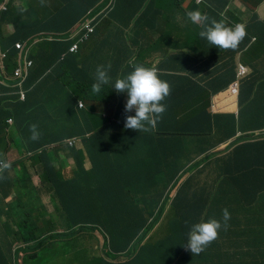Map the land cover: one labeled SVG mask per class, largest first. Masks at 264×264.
Instances as JSON below:
<instances>
[{
  "label": "crops",
  "instance_id": "1",
  "mask_svg": "<svg viewBox=\"0 0 264 264\" xmlns=\"http://www.w3.org/2000/svg\"><path fill=\"white\" fill-rule=\"evenodd\" d=\"M128 1L129 13L125 12L122 15L125 16V19L122 16L120 17L122 10L117 8L118 18H120L116 22L118 24H101V27L107 28V32L101 33V52L98 53L96 60H99L101 65H110L108 74L111 81L125 76L137 64L156 67L160 78L169 83L170 92L167 98L161 101L166 105V110L157 120L156 130L147 121H145V125L148 127L144 131L141 129L123 130L120 127L123 119L116 116L110 121L102 122L101 125L109 123V125H113L114 131L118 128L122 132H126L128 136V139L125 140V145L129 148L125 150L128 155H115V158H117L116 167L120 172L130 171L124 165V161L131 154L136 156L131 148L138 144L142 145L139 147L142 152L141 155L147 156L146 161L148 164H152V171L157 167H161L167 169V173H171V171L179 172V177L173 183L165 185L163 180H155L150 175L149 179L144 180L143 185L151 194L140 192L137 185L132 182L129 185L131 187L130 193H132L130 194L131 202L137 201L141 205L149 221L158 213L161 216H158L160 218L159 223L150 231L148 241L155 243L167 240L170 228L178 226L182 228L175 232L177 234L175 243L183 245L186 249L179 250L180 253L173 259L176 264L181 262L184 264H237L239 260H244V264H264V215L254 212L251 215L232 213L228 205L232 196L229 195L226 189L228 187L234 192L235 187L229 182L226 173L227 167L223 165L222 160L230 155L229 148L236 141V138L223 140L218 147L212 148L208 152L197 151V153H191L195 151L193 140L201 139L194 135V131L198 128L202 129V116L210 118L211 130H217L221 118L224 119L229 115L238 117L241 110L243 119L251 122L254 126L264 124L263 121L256 118L258 111H264V90H260L264 87V0ZM112 2L113 0H109L106 4ZM62 3V0H0V49L1 45L6 47L9 44L12 45L14 41L23 42L24 50L19 54L17 60V65L20 66L32 59L31 54L46 55V53L41 52V47L49 43L45 42L47 32H41L38 37L31 35L30 26L40 23V20L46 22L50 20L46 13H56ZM193 10H198L209 21L212 19L223 20L229 26H234L237 23L244 24L246 28L244 39L236 49L219 48L208 43L199 36L204 21L193 23L187 16V13ZM48 23H54V21ZM52 26V24H46V27ZM14 32H16V35L11 36ZM55 34H58V32L56 31ZM90 44L93 47L91 39ZM247 45H249L248 48H246ZM240 50L244 51L238 56ZM79 60L74 72L77 73L76 76L79 79L84 80L97 65L91 66L89 71L84 72L82 69L84 60L82 57ZM238 60L247 64L252 69V77L257 79L253 90H249V84L245 83V80L241 82V89L243 90L240 89L239 97L231 94L230 91V87L237 76ZM2 67L0 68L2 80L0 86L9 87L8 96L13 98L7 103L9 106L7 108L13 112V115L9 117L18 115L27 120L24 123H33L34 117L30 116V112L37 105L36 100H38L39 105L45 102L46 108H52L53 116L61 119V113L56 111L60 108V105H56V103L58 99L61 100L64 97L61 92L58 91L57 93L55 88L58 75L61 74L59 70L54 67L51 68L37 82H33L28 77L29 86L26 87L24 83L26 98L22 99L18 94L19 86L13 71L7 72ZM27 72L29 73V67L26 69ZM93 72L95 73V71ZM35 87L38 88V93L42 88V100L34 91ZM105 88L108 89V94L114 99V101L111 100L114 109L123 108L127 101V94L112 89L111 82L101 87V93ZM54 91H56V96L53 94ZM249 94L250 96L246 97ZM88 100L92 102L91 97ZM13 123L15 124V119ZM4 129L0 132V136L3 137V143H6L7 148L3 150L4 155L1 152L0 155L1 157L4 156L5 161L12 163V165L7 167V173L0 181V202L6 196L9 198L8 204L0 206V225L3 227H0V232L9 229V225L5 226L3 224L5 222L3 218L6 221L12 220L9 216L10 211L15 205H18L20 198L25 199L27 203L32 202V205L38 200L39 209H43L45 212H47V208L44 206L42 195L46 190L53 194V205L58 202V195L51 189L50 184L40 180L39 174L43 166L41 163L32 165L30 162H26L31 181L30 178L27 181L28 186L26 187L28 189L20 187L22 183L17 178L21 177L22 171H20V166L16 167L14 161L29 150L28 143L31 141V136L28 134L29 132L25 134L24 130L18 126L13 131L8 127L7 130ZM152 129L153 132H151ZM136 131L142 133L140 138L133 136ZM254 131L256 130H251L246 134H251ZM7 132L14 139L5 138ZM247 136L250 137V135ZM217 138L219 137L213 139ZM3 143L2 146H4ZM51 151L55 150L51 149ZM239 151L240 148H237L236 152ZM169 155L171 159L164 166H158L149 159V156H153L155 161L161 162L163 156ZM58 156L54 154L53 158L57 157L58 168L70 169L69 171L66 170L69 172L68 177H70L73 173L72 168L75 166V159L69 154H67V158H64V155L60 158ZM95 157L98 159L94 160V167L92 170L89 169L90 167H87V169L92 176L96 177V174L98 178H101V165L99 164L101 156L92 155V158ZM169 165L175 166V168L170 169ZM17 173L19 174L17 175ZM33 173L37 175V179H35ZM156 182L159 183L158 189ZM178 192L184 194L185 197L182 203L185 205L193 204L200 197H204L200 205V214H194L198 222L216 218L223 223L222 210L227 209L230 213L227 226L218 230L217 237L207 244L203 249L204 252L194 256L184 245L188 236H185V234H188V229L192 224H180L179 221H186L187 216H180L177 219L174 216L176 213L174 215L172 213V206ZM161 204H166L167 207L163 210L162 208L159 209ZM32 208L36 212L33 206H31ZM155 209H157L156 212H154ZM12 211L15 213V210ZM169 211H171L172 218ZM172 219L174 220L172 221ZM165 221L166 223H164ZM250 221H253L254 224L252 225ZM17 232L18 230L14 231L12 228V233ZM97 235L100 236L98 233ZM0 237L5 236L0 235ZM101 243L103 244L102 235ZM139 247L138 245L132 248L127 255H119L114 264L126 263L138 252ZM4 253L11 254L10 251H4ZM78 253L79 251H70L72 255ZM101 253H103L102 246L97 248L100 259ZM155 257H158L156 250L149 247L141 250L140 259L144 260L143 264H154ZM81 261L82 259L79 258V260L72 261L70 264H80ZM48 262L33 264L58 263L56 261ZM0 264H14V262L9 258L0 261Z\"/></svg>",
  "mask_w": 264,
  "mask_h": 264
},
{
  "label": "trees",
  "instance_id": "2",
  "mask_svg": "<svg viewBox=\"0 0 264 264\" xmlns=\"http://www.w3.org/2000/svg\"><path fill=\"white\" fill-rule=\"evenodd\" d=\"M62 1L63 3L56 13L51 14L45 12L50 20H47V22L40 20V23H35L30 26V30H32L30 33L31 35L37 36L41 32H47L45 42L49 43L41 47V52L46 53V55H30L33 63L31 67H29L27 80L24 82L26 87H28L30 83L28 77H30L33 82H37V80L41 79L43 75L53 67L61 72L60 75H64L67 80L71 77L78 85L85 84L91 86L93 83L92 80H95V73L93 71L85 77L86 80L79 79L78 76H76L77 73L74 72V69H76V64L80 61L81 53L79 50L75 54L74 51H70L69 49L75 43L74 41H78L79 38L82 37L81 33L73 35L70 32L78 26L79 22L82 23V19L83 21L86 19L85 16L90 9L93 10L95 8V3L98 0ZM113 2L114 8L107 15L99 14L100 16H98L95 21L89 23L94 25L95 32L92 37L96 38L90 37L93 50L97 53L101 52V33L104 34L107 29L101 27V24H118L116 23L119 20L118 16H116L118 15L116 11L117 8L122 10L120 15H123L125 12H127V14L129 13L127 8L128 0H113ZM55 19L57 20L55 21ZM52 21H54V23H48ZM84 23L88 24L87 22ZM46 24H52L53 26L46 27ZM25 27H27V25H25ZM56 31L58 34H55ZM14 35H16V32L11 36ZM3 51H7L6 57H9V59L6 57L3 58V64L6 67L5 70L7 72L11 70L14 71L18 64L16 60L17 49L15 48V43L12 45L9 44L6 47L3 46ZM9 60L12 61V63ZM98 65H101V62H99ZM253 88L252 85L249 90H253ZM242 90L243 89H241V91ZM260 90H264V87ZM8 91L9 87L4 85L0 86V132H2L4 127H8L7 119L9 116L13 115V112L7 108L9 106L5 103L6 99L10 98L13 100L12 97L8 96ZM34 91L37 93L40 100H42V88L39 93L37 87L34 88ZM88 93H91L89 89L84 90V97L81 99L88 100L91 97ZM53 94L56 96V91H54ZM64 94L66 95L63 96L64 99H58L56 103V105H60V108L56 111L61 113V119L53 116L52 108H46V106H44L45 104L43 105L45 102L39 105L38 100H36L37 105L31 109L30 116L34 117L33 123L38 125L40 135L37 140L31 139L28 143L29 150L36 152L33 156H28L32 161V165L38 163L43 165L39 174L41 182L50 184L51 189L58 195L59 207L57 211L60 220H52L48 215H44L45 211H43L42 218L34 219L29 216L21 227L22 232H20L19 235H14V239L20 245L35 244L34 248L36 250L34 253H25L32 259H37L39 254L43 251H53L56 253L63 247H69L72 244L69 251H79V257L84 261V264H92L97 263L98 259L95 258L92 253L83 255L82 251H84L86 244L91 247L99 244L100 240L95 231L84 229L89 225H97L101 227L105 233V249H107L111 258H115V256L121 254V247L129 252L132 246L138 244L140 246L138 252L124 264H143L144 260L140 259V254L141 250L146 247L156 250L158 257L154 258V264H176L173 259L178 256L180 253L179 250H182L184 246L175 243L177 239L175 232L182 227L172 226L168 239L164 241H157L155 243L150 240L146 242L137 241L144 233V229L148 222L139 210V207L131 202L130 194L132 193H130L131 187L129 185L131 182H134L140 192L151 194L143 185L144 180L149 179L150 175H152L155 180H163L165 185L173 183L179 177V172L171 171V173H167V169H162L161 167H157L152 171V164H148L146 161L148 159L147 156L141 155L142 152L139 149V147L142 146L141 144L136 146L132 144L133 147L131 150H134L137 157L131 154L132 157L127 156L124 161V165L130 171L120 172L117 170V158H115V155H128V152L125 150L129 148L123 144L124 137L122 139L119 138L113 127L109 124L94 126L91 121L89 122L85 114L81 115L83 112H78L79 116H82V123H76L74 121V111L77 109L76 103L79 99V95L66 92H64ZM248 96H250V94L246 95V97ZM88 102L90 101L88 100ZM243 114L245 113L243 112ZM241 115L242 110L238 117L229 115L224 119L221 118L217 130H211L210 118L202 116V129L198 128L194 131V135L201 139L193 140V149L195 151L191 153H197V151L208 152L212 148L218 147L221 141L229 138H236V141L233 142L229 148L230 155L222 160L223 165L227 167L226 173L229 177V182L235 187V189H233L234 192L228 187L226 189L229 195L232 196L228 202L230 212L247 213L248 215L254 212L259 215H264V124L262 126H254L251 122L243 119ZM13 117L15 119V124L9 126V128L13 130L18 126L23 128L25 134L27 132L30 134L29 125L33 123L22 124L23 120H25L22 116L15 115ZM256 118L264 122V111H258ZM69 123L72 124L73 127H71ZM67 126L70 132H68ZM251 130H260L261 134H258L259 136L256 137H249L246 133ZM151 132H153V129ZM87 134L89 135L88 138L86 137ZM140 134L142 133L136 131L133 136L140 138ZM77 135L81 136V140L78 141L77 145L74 149H71L70 152V148H68L64 141L67 138ZM214 137L219 138L213 139ZM0 140H3V137L0 136ZM53 144L54 147L57 145L55 151H53L54 154L59 155V150L61 148H66L65 150H68L74 155L75 166L72 168L73 173H71L70 177H68V171L70 169H59L58 163L53 159L54 155H50L46 150V147ZM237 148H240L238 153L236 152ZM94 154L101 156V158H99L101 178H98L96 174V177L92 176L87 169V167H90L89 169L92 170L95 161L98 159L96 157L92 158ZM140 156L145 160L142 157L139 158ZM169 157L170 155L166 157L163 156V161L161 162L155 161V157L153 156H149V159L158 166H164L169 159H171V157ZM0 161H5L4 156L1 157L0 155ZM14 164L16 167L20 166V171H22L21 174L23 173L24 175H21L20 183L22 184L20 187H26V182L31 178L29 175H26L28 171L26 162L21 159ZM169 167L170 169L175 168V166L170 165ZM5 173H7V169L0 172V181L5 176ZM123 181L128 183L122 185L121 182ZM156 185L158 189L159 183L156 182ZM184 197V194H180L179 192L173 204L177 213H180L181 216H187L186 221H179V223L189 225L198 222L194 214H200L201 210L193 209L191 204L185 205L182 203ZM27 205L30 207L32 203ZM207 212H209V210H207ZM86 218L92 219L96 221V223H90L85 220ZM250 223L252 225L254 224L253 221H250ZM77 228V231L69 234V230H76ZM62 230H64L63 233ZM186 235L188 234H185V236ZM45 239L47 241H44ZM6 242L12 250L13 245L11 240L7 238ZM185 242L184 245H186ZM39 244L41 245L37 247ZM37 248L39 253L37 252ZM204 251L205 250H202L201 252ZM194 255L195 254H193V256ZM7 259H9V256L5 254L0 247V261ZM10 259L15 263L16 257L14 255L10 256ZM60 260L64 262L65 257H62ZM43 261V259H39L38 263H42ZM22 264H26L24 259ZM100 264H113V262L105 261L102 258ZM180 264L184 263L181 262Z\"/></svg>",
  "mask_w": 264,
  "mask_h": 264
},
{
  "label": "clouds",
  "instance_id": "3",
  "mask_svg": "<svg viewBox=\"0 0 264 264\" xmlns=\"http://www.w3.org/2000/svg\"><path fill=\"white\" fill-rule=\"evenodd\" d=\"M108 0H98L95 3V8L92 10L90 9L87 15L85 16L86 19L82 23H79L78 26L70 32L73 35H77L80 33L81 29L84 28L86 30L87 35L84 37H81L78 41H76L74 44L77 45L78 49L77 51H74V53L78 52L80 50L79 46V41H82L84 39H91L92 35L94 34L95 30L93 32H89L86 29V23H92L97 19L99 14H105L107 15L113 8H114V2L110 4H106ZM198 2H201L202 0H197ZM106 4V5H105ZM100 10V12H99ZM188 18L193 22V23H198L200 21H204L201 30L199 32V36L201 38H204L208 43L218 46L219 48H224V49H236L237 46L240 44V42L244 39L246 35V28L245 25L242 23H237L234 26H229L225 24L223 20H208V18L204 15H202L198 10H193L187 13ZM93 29L94 25L90 24ZM111 25V24H110ZM91 36V37H90ZM15 43V48L17 49V60L19 59V54L24 50V44L21 41H14ZM252 43V42H251ZM250 43V44H251ZM18 44H20V47H18ZM249 44V45H250ZM247 45L246 48L249 47ZM245 48V49H246ZM244 49V50H245ZM240 50L238 51V56L244 51ZM7 51H3V46L1 45L0 49V68L6 69V67L3 64V58L6 57ZM31 61V64H30ZM33 63V60L30 59L27 62H24L23 66L17 65L13 71L14 77L16 78V82L19 86V93L20 97L21 93L24 92L26 98V90L24 88V81L27 78V73L26 69L30 67ZM110 65H98L95 71V82L92 85V90L94 92L100 91L101 87L103 85L109 84L111 82L112 84V89H115L117 92L120 93H126L127 94V101L125 106L122 109H114V114L113 116L115 117H121L123 119V122L121 123L120 127L123 130H130V129H141L145 130L148 126L145 125V121L150 123L153 127L156 126L157 120L160 118V115H163V112L166 110V105L164 103H161V101L164 100L165 97L169 95L170 92V85L166 80H163L160 78V75L158 73V70L156 67L153 66H145L143 64H137L133 66L132 71H130L128 74H126L123 77H118L114 81H111V78L108 74V69ZM23 69V77L19 78L15 75V71L17 69ZM1 73V71H0ZM252 69L242 61L238 60V71H237V76L235 81L230 87L231 94L239 97L240 96V89H241V82L249 84V87H255L257 83L256 77H252ZM251 74V75H250ZM250 75V76H249ZM249 76V77H248ZM2 83L1 77H0V84ZM237 85L238 91L235 93L233 90ZM254 89V88H253ZM63 96H66L63 93ZM22 98V99H24ZM45 104V105H44ZM44 106H46V103H43ZM84 104L81 99H78L76 103V107L78 110H83L84 109ZM82 118V116L80 115ZM112 119V118H110ZM109 119V121H110ZM14 119L13 117H9L7 119L8 123V129L9 126H12ZM109 124V123H107ZM106 124V125H107ZM113 127V125H111ZM119 127V128H120ZM4 130H7V127H5ZM156 130V127H155ZM29 131H30V136L32 140H37L39 138V129L38 125L33 123L29 125ZM119 138L124 137L123 144L125 145V140L128 139V136L126 132H122L120 129L117 128L115 131ZM258 134H261V131H255L254 133L247 134L250 135L251 137H256L259 136ZM86 137L88 138L89 135L87 134ZM74 141V144L71 145L70 141ZM81 140V136L77 135L75 137L67 138L65 139L64 143L71 149H74V147L77 145L78 141ZM53 146V147H52ZM57 147V145H55ZM54 144L46 147V150L49 152L50 155H54V152L51 151V149L55 150ZM50 148V149H49ZM66 149V148H65ZM64 148L59 150V153L64 155V158H67V154L72 156L74 158V155H72L68 150H65ZM36 152H33V150H28L24 154H22V157L19 159L15 160V162H18L19 160L23 159L25 162H30L32 164V161L30 159L31 156H33ZM59 154L58 158H60L62 155ZM30 156V157H28ZM57 158V157H56ZM55 158V160H56ZM57 162V161H56ZM3 163V165H1ZM12 163L8 161H0V172L4 171L7 169V167H11ZM19 176V180H20ZM204 200V197H200L195 201V203L191 204V207L195 210H200V205L202 201ZM133 204L135 203L138 207L141 213L143 214L144 218L148 222L146 225V228L144 229V233L142 234L140 239H137V241H148V236L150 231L153 229L154 226H156L160 218H158L159 213L156 215L155 218L152 220H148L144 214V211H142V208H140L141 205L137 203V201H133ZM56 208L59 207V200L58 204L55 205ZM173 213V212H172ZM223 216L222 220L216 219V218H209L207 220H202L199 222H195L190 226L187 240L185 242L187 248L191 251L192 254H199L206 246L208 243H210L213 239H215L218 235V230L221 227L227 226V222L230 218V213L228 212L227 209L222 210ZM9 225V224H7ZM8 229V228H7ZM84 230H93L96 232V234H100V236L97 235L98 239L100 240L99 244L89 246L88 244L85 245L83 255L85 254H91L98 259L97 263H92V264H100L101 259L103 258L105 261L108 262H113L115 263L116 258L119 255L122 254H128L129 252L125 251L123 247H121V254L115 256V258H111L109 256V252L107 249H105V233L103 229L97 225H89L86 227ZM20 232L17 233H12V228L9 227V229L5 232H0V235H4V240H0V247L3 251L6 252H11L9 256L14 255L16 257L15 263L14 264H22V261L24 259V262L26 264H33L38 262L39 259H43V262H48L51 261L50 258L54 255H56L58 252L54 253L53 251H43L41 254H39L37 259H32L29 256H25L26 252L34 253L35 251V244L30 243V244H25V245H20L19 243L16 242L14 239V235H19ZM61 233V232H60ZM101 235L103 237V244L101 243ZM7 238H9L12 242L13 249L7 245ZM88 238V237H87ZM48 239V238H47ZM46 240V239H45ZM44 240V241H45ZM43 241V242H44ZM41 244L37 245L39 247ZM69 247H63L59 252H64V249H66V252L70 254ZM103 247V253H101V259L99 258V255L97 254V248ZM138 246V244L134 245L131 247L134 248ZM47 253V254H46ZM77 258L79 257L78 254H73ZM66 258V257H65ZM110 259V260H109ZM11 260V259H10ZM56 261L58 263L61 262V260H52ZM65 262V260H64ZM245 263L244 260H239L237 264H242ZM243 263V264H244ZM60 264H63L61 262ZM80 264H84V261H81ZM91 264V263H90Z\"/></svg>",
  "mask_w": 264,
  "mask_h": 264
},
{
  "label": "rangeland",
  "instance_id": "4",
  "mask_svg": "<svg viewBox=\"0 0 264 264\" xmlns=\"http://www.w3.org/2000/svg\"><path fill=\"white\" fill-rule=\"evenodd\" d=\"M85 31L86 30H84V28H83V29H81L80 33L82 35L84 34L86 36L87 32H85ZM84 35L82 37L85 38ZM37 37H38V35H37ZM79 43H81L80 44L81 45V47H80L81 57L84 60V65L82 66V69L84 72H87L90 70L89 68L91 66H93V65L98 66V63L100 62L99 60H96L98 53L93 50V47L90 44V39H84L82 41H79ZM96 68L93 71H96ZM91 75H93V74H91ZM57 80H58V82H57V85L55 84V88L57 90V93H58V91L61 92V95L64 92H66V93L79 95L78 98L81 99L82 97H84V90L89 89L91 91V93H88V95L91 96L92 102H88V100L81 99L85 105L84 109L83 110H77L76 109L74 111V121L76 123H79V124L82 123V118L79 116L78 112L79 113L83 112L81 115L85 114V116L88 117L89 122L91 121L94 126L101 125L102 122L107 121L110 118H115L113 116L114 105L111 102V100L114 101L113 97L110 94H108L107 88H105L102 91V93H101V89L98 92H94L92 90V85L95 82L94 79L92 80L93 83L91 86H87L85 84L78 85L76 82L73 81V79L71 77H69V80H67V78L64 77V75H59ZM84 80H86V78ZM10 100H11L10 98L6 99L5 103L7 104ZM53 106H54V103H53ZM24 121L25 120H23L22 124L24 123ZM24 124H26V123H24ZM69 125L71 127H73L72 124L69 123ZM67 128H68V126H67ZM68 132H70L69 128H68ZM51 134H52V132H51ZM5 138L14 139V137L10 136L8 134V132L5 135ZM2 143H3V140H0L1 153L4 155L3 150H4V148H7L6 147L7 145H6V143H3L4 146H2ZM59 154H61V153H59ZM34 177H35V179H37V175L35 173H34ZM127 183L128 182H126V181L121 182L122 185L127 184ZM132 183L134 184V182H132ZM42 191H44V190H42ZM42 199L44 202V206L47 208V212H45L44 215H48L49 218H51L54 221H59L60 218L58 217L57 208L55 205H53V201H54L53 194L50 191L46 190L42 195ZM8 202H9V198L5 197L3 199V201L0 202V206H4V205L8 204ZM30 203H32V202H30ZM30 203H27L25 199L24 200L22 198L19 199L18 205H15V207L12 209V210H15V213H13L12 210L10 211L9 216L12 220L6 221V219L3 218V220L5 221V222L2 221L3 224L5 226L7 224H9V226L12 227L14 231L18 230V232H20V231L22 232L21 227L24 225V221L27 220L29 218V216H31L34 219H38V218L42 217L44 212H43V209H39L40 205L37 202L32 205L34 207V209L36 210V212H35L33 210V208L31 209V206L29 207L27 205ZM57 204H58V202H57ZM165 207H167L166 204L165 205L161 204L159 209L162 208V210H163V209H165ZM140 208H141V206H140ZM172 208H173V212H174L176 209H174L175 208L174 206H172ZM156 211H157V209L154 210V212H156ZM169 213H171V211H169ZM174 213H176V217L181 216L179 213H177V211ZM155 217L156 216H153V218H155ZM171 218H172V214H171ZM85 220H87L90 223H96V221L89 219V218H86ZM173 220L174 219H172V221ZM164 223H166V221ZM0 227H1V225H0ZM1 228H3V227H1ZM77 230H78V228L76 230H69V234L70 233L72 234V233H74V231H77ZM63 232H64V230H62V233ZM0 240H4V237H0ZM62 257H66L65 262H63V264H70L72 261L77 260V257L75 255L67 253L66 249H64V252H58L56 255L52 256L50 258V260L51 261L52 260H60V259H62Z\"/></svg>",
  "mask_w": 264,
  "mask_h": 264
},
{
  "label": "bare ground",
  "instance_id": "5",
  "mask_svg": "<svg viewBox=\"0 0 264 264\" xmlns=\"http://www.w3.org/2000/svg\"><path fill=\"white\" fill-rule=\"evenodd\" d=\"M108 1H109V0H108ZM114 13H116V12H114ZM101 15H102V14H101ZM99 16H100V15H99ZM116 16H118V15H116ZM121 16H122V15H120V17H121ZM122 17L125 19V16H122ZM118 19H120V18H118ZM122 20H123V19H122ZM82 22H83V21H82ZM79 23H81V22H79ZM76 27H77V26H76ZM96 30H97V29H96ZM85 32H86V31H85ZM106 32H107V31H106ZM66 33H67V32H66ZM63 35H65V34H63ZM63 35H62V37H63ZM83 35H84V34H83ZM83 35H82V36H83ZM66 36H67V34H66ZM66 36H65V37H66ZM84 36H85V35H84ZM69 37H70V36H69ZM67 38H68V37H67ZM79 39H80V38H79ZM75 40H76V39H75ZM77 40H78V39H77ZM74 42H76V41H74ZM74 42H73V43H74ZM80 44H81V43H79V46L81 47ZM71 45H72V44H71ZM71 45H69V46H71ZM68 49H69V48H68ZM9 54H10V53H9ZM75 54H76V53H75ZM77 54H78V53H77ZM6 58L9 59V57H6ZM10 60H12V59H10ZM10 60H9V61H10ZM16 60H17V59H16ZM10 62L12 63V61H10ZM10 62H9V63H10ZM13 62H14V60H13ZM15 63H16V62H15ZM6 65H7V64H6ZM5 73H6V72H5ZM7 76H8V75H7ZM18 94L20 95V93H18ZM18 113H19V112H18ZM6 126H7V125H6ZM4 128H5V127H4ZM27 137H28V136H27ZM26 140H27V139H26ZM18 174H19V173H17V175H18ZM33 174H34V173H33ZM21 175H23V173H22ZM26 175H28V171H27V174H26ZM7 176H8V175H7ZM23 176H24V175H23ZM26 178H27V177H26ZM14 179H15V178H14ZM17 179H19V178H17ZM24 179H25V178H24ZM27 179H28V178H27ZM15 180H16V179H15ZM15 180H14V181H15ZM16 181H17V180H16ZM19 181H20V180H19ZM25 181H26V179H25ZM28 181H29V179H28ZM30 181H31V178H30ZM17 183H18V182H17ZM26 184H27V182H26ZM25 186H28V185H25ZM179 186H180V185H179ZM41 187H42V186H41ZM21 188H22V187H21ZM25 188H27V187H25ZM30 188H31V187H30ZM22 189H24V188H22ZM27 189H28V188H27ZM34 189H35V188H34ZM17 190H19V189H17ZM174 192H175V190H174ZM6 193H7V192H6ZM17 193H18V192H17ZM178 193H179V192H178ZM28 194H30V193L28 192ZM32 194H33V193H32ZM19 195H20V194H19ZM22 195H24V194H22ZM20 196H21V195H20ZM20 196H19V197H20ZM34 196H35V195H34ZM34 196H33V197H34ZM37 196H38V195H37ZM6 197H7V196H6ZM17 197H18V195H17ZM24 197H25V196H24ZM29 197H30V196H29ZM20 199H21V198H20ZM30 200H31V199H30ZM32 200H33V199H32ZM32 200H31V201H32ZM16 201H17V200H16ZM18 201H19V200H18ZM37 201H38V200H37ZM37 201H36V202H37ZM50 201H51V200H50ZM170 205H171V204H170ZM170 205H169V206H170ZM170 207H171V206H170ZM170 207H169V208H170ZM165 208H166V207H165ZM174 209H175V208H174ZM167 210H168V209H167ZM54 211H55V210H54ZM163 212H164V211H163ZM174 212H176V210H175ZM174 212H173V215L175 214ZM170 214H171V213H170ZM179 214H180V213H179ZM167 215H168V214H167ZM167 215H166V216H167ZM162 216H163V215H162ZM174 216L176 217V214H175ZM174 216H173V217H174ZM159 217H161V216H159ZM170 217H171V215H170ZM41 218H42V217H41ZM176 218H177V217H176ZM167 219H168V217H167ZM177 219H178V218H177ZM15 223H16V222H15ZM175 223H177V221H175ZM20 232H21V231H20ZM36 233H37V232H36ZM34 235H35V234H34ZM176 235H177V234H176ZM57 236H59V235H57ZM172 236H173V235H172ZM34 237H35V236H34ZM54 237H55V236H54ZM20 239H21V237H20ZM52 239H53V238H52ZM74 239H75V238H74ZM53 240H54V239H53ZM45 241H47V240H45ZM74 241H75V240H74ZM74 241H72V242H74ZM63 245H64V244H63ZM71 245H72V244H71ZM76 245H77V244H76ZM53 246H54V245H53ZM61 246H62V245H61ZM61 246H60V247H61ZM55 247H56V246H55ZM60 247H59V248H60ZM71 247H72V246H71ZM41 248H42V247H41ZM45 248H46V247H45ZM78 248H79V247H78ZM46 249H47V248H46ZM70 249H71V248H70ZM80 249H81V248H80ZM35 250H36V249H35ZM41 250H42V249H41ZM44 250H45V249H44ZM34 252H35V251H34ZM37 252H38V248H37ZM41 252H42V251H41ZM38 253H39V252H38ZM26 254H27V253H26ZM26 254H25V255H26ZM36 255H37V254H36ZM26 256H27V255H26ZM36 258H37V257H36ZM75 259H76V258H75ZM77 259L79 260V258H77ZM196 260H197V259H196ZM38 261H39V260H38ZM50 262H51V261H50ZM195 262H196V261H195ZM47 263H49V262H47Z\"/></svg>",
  "mask_w": 264,
  "mask_h": 264
},
{
  "label": "built area",
  "instance_id": "6",
  "mask_svg": "<svg viewBox=\"0 0 264 264\" xmlns=\"http://www.w3.org/2000/svg\"><path fill=\"white\" fill-rule=\"evenodd\" d=\"M86 29L89 31V32H93V27L88 23V24H86ZM18 47H20V44H18ZM77 49H78V47H77V45L76 44H74L72 47H71V50H75V51H77ZM30 64H31V61H30ZM15 75L17 76V77H19V78H21V77H23V69H17L16 71H15ZM235 93L238 91V89H237V85H236V87L234 88V90H233ZM21 96H22V98H24L25 97V94H24V92H22L21 93ZM70 144L71 145H73L74 144V141L72 140V141H70ZM1 165H3V163H1Z\"/></svg>",
  "mask_w": 264,
  "mask_h": 264
}]
</instances>
